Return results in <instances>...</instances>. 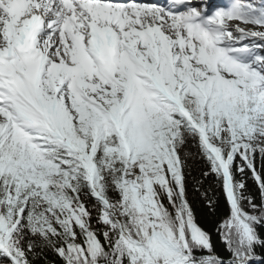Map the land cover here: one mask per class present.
<instances>
[{
  "label": "snow or ice",
  "instance_id": "6c2138e0",
  "mask_svg": "<svg viewBox=\"0 0 264 264\" xmlns=\"http://www.w3.org/2000/svg\"><path fill=\"white\" fill-rule=\"evenodd\" d=\"M0 264H264V0H0Z\"/></svg>",
  "mask_w": 264,
  "mask_h": 264
},
{
  "label": "trees",
  "instance_id": "16d2710c",
  "mask_svg": "<svg viewBox=\"0 0 264 264\" xmlns=\"http://www.w3.org/2000/svg\"><path fill=\"white\" fill-rule=\"evenodd\" d=\"M194 167L198 170L200 167H202V165L197 163L194 165ZM198 174H199L198 171H196L194 173V175H198ZM193 183L194 182L190 180L189 186H188V198H189L190 202H192L198 216L201 219V222L204 223L205 225H210L212 218L209 217L207 214L206 203L203 199V195L201 192L195 190V188L193 187ZM248 183H249V185L253 186L254 191H257L255 189V185L253 184V181L251 179L250 174L248 177ZM209 191H211V190H209ZM257 195H258V191H257ZM221 203H222V201H221Z\"/></svg>",
  "mask_w": 264,
  "mask_h": 264
},
{
  "label": "rangeland",
  "instance_id": "374dc122",
  "mask_svg": "<svg viewBox=\"0 0 264 264\" xmlns=\"http://www.w3.org/2000/svg\"><path fill=\"white\" fill-rule=\"evenodd\" d=\"M254 3L259 5L261 3V1H255Z\"/></svg>",
  "mask_w": 264,
  "mask_h": 264
},
{
  "label": "bare ground",
  "instance_id": "6f19581e",
  "mask_svg": "<svg viewBox=\"0 0 264 264\" xmlns=\"http://www.w3.org/2000/svg\"><path fill=\"white\" fill-rule=\"evenodd\" d=\"M161 1H162V0H159L160 3H162ZM212 3H214V2H212Z\"/></svg>",
  "mask_w": 264,
  "mask_h": 264
}]
</instances>
